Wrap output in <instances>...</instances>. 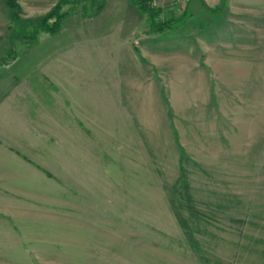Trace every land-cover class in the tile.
Listing matches in <instances>:
<instances>
[{
    "label": "rangeland",
    "instance_id": "obj_1",
    "mask_svg": "<svg viewBox=\"0 0 264 264\" xmlns=\"http://www.w3.org/2000/svg\"><path fill=\"white\" fill-rule=\"evenodd\" d=\"M225 1L0 0V264H264V23Z\"/></svg>",
    "mask_w": 264,
    "mask_h": 264
},
{
    "label": "trees",
    "instance_id": "obj_2",
    "mask_svg": "<svg viewBox=\"0 0 264 264\" xmlns=\"http://www.w3.org/2000/svg\"><path fill=\"white\" fill-rule=\"evenodd\" d=\"M14 2L15 0H7L8 7L16 10L17 5ZM129 2L145 17L150 30L154 33H161L162 31L168 29L173 23V20L162 21L160 19L161 10L153 5V0H129ZM63 3L67 4L68 2L63 1ZM102 6V4L97 5L92 13L99 12ZM85 13L88 12L85 11ZM68 14V11L60 12L59 6H56L51 12L42 17L41 20L34 26L31 36L26 35L24 38L29 42L34 43V41H36V36L39 33H46L50 35L59 33L62 23ZM8 53H10V50H8ZM9 55L11 56V59L14 57V54Z\"/></svg>",
    "mask_w": 264,
    "mask_h": 264
},
{
    "label": "crops",
    "instance_id": "obj_3",
    "mask_svg": "<svg viewBox=\"0 0 264 264\" xmlns=\"http://www.w3.org/2000/svg\"><path fill=\"white\" fill-rule=\"evenodd\" d=\"M204 1L208 3L207 0ZM213 1L216 2L219 0H210L209 3ZM227 13H230L232 17L230 20L233 24L243 22L248 23V25L244 27L255 28L258 26L257 24H259V22L264 23V0H249L247 5L245 2L242 4L239 0H226L223 15ZM134 14L136 17L141 15L136 8H134Z\"/></svg>",
    "mask_w": 264,
    "mask_h": 264
}]
</instances>
